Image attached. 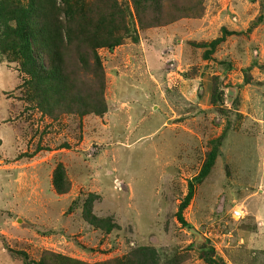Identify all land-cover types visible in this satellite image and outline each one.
<instances>
[{
    "label": "rangeland",
    "instance_id": "rangeland-1",
    "mask_svg": "<svg viewBox=\"0 0 264 264\" xmlns=\"http://www.w3.org/2000/svg\"><path fill=\"white\" fill-rule=\"evenodd\" d=\"M45 1L0 0V264H264V0ZM42 20L97 45L64 41L70 112L26 85Z\"/></svg>",
    "mask_w": 264,
    "mask_h": 264
},
{
    "label": "trees",
    "instance_id": "trees-1",
    "mask_svg": "<svg viewBox=\"0 0 264 264\" xmlns=\"http://www.w3.org/2000/svg\"><path fill=\"white\" fill-rule=\"evenodd\" d=\"M49 4L53 6L52 0H46L43 5L47 7ZM65 16L71 17L72 14L68 12ZM222 31L223 35L212 41V46L222 41L225 35L233 33L226 29H222ZM72 36L74 39H78L81 47L84 42L86 44V50H91V47L95 48L97 46L94 39L83 36V31L81 29L72 30L71 33H69V29L64 24H53L51 20L49 23L42 20V23L40 22V25L31 33L30 40L28 41V51L30 54L25 56L23 61V70L30 77V80L26 85L29 91L33 89L34 99L38 106L51 115L58 114L59 111L65 113L74 110L71 107L75 102V100L71 99L73 98L74 92L72 85L73 79L70 80L66 71H64L63 59L65 49V46L63 45L65 43L64 41H70ZM87 39L89 43H87ZM33 44L37 45L36 50L38 53H36ZM41 54H45L47 58V66L44 64L43 58L40 59ZM90 56L92 64L89 68V72L94 78L96 92L95 99L92 95L93 106L89 109V112L102 114L106 110L105 103L99 97L103 81L100 80V82H98L96 79L99 78V76H102V69L97 55H93L92 53ZM80 61L81 69L85 70L84 65L88 63V60L85 61L81 58ZM77 108L78 110H81L80 107ZM216 151L217 146L210 150L208 157L204 161L198 174L188 182L187 193L180 201L176 212L177 219L182 224H186L183 217V210L187 207L193 197L194 185L208 174L215 160ZM202 248V250H204L205 247ZM209 261L215 262L216 260L211 256L209 257Z\"/></svg>",
    "mask_w": 264,
    "mask_h": 264
},
{
    "label": "built area",
    "instance_id": "built-area-1",
    "mask_svg": "<svg viewBox=\"0 0 264 264\" xmlns=\"http://www.w3.org/2000/svg\"><path fill=\"white\" fill-rule=\"evenodd\" d=\"M231 215L234 219H241L243 217L241 210L238 209H233Z\"/></svg>",
    "mask_w": 264,
    "mask_h": 264
}]
</instances>
